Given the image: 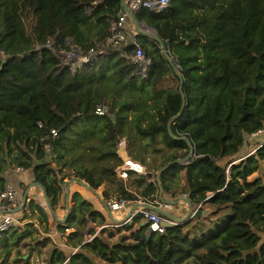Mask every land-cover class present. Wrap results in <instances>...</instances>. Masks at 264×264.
<instances>
[{
    "label": "trees",
    "instance_id": "trees-1",
    "mask_svg": "<svg viewBox=\"0 0 264 264\" xmlns=\"http://www.w3.org/2000/svg\"><path fill=\"white\" fill-rule=\"evenodd\" d=\"M123 4L0 0V192L9 185L7 171L21 168L46 189L47 209L31 200L27 211H37L41 223L51 216L77 249L67 253L43 239L33 250L48 248L46 264H96L92 256L107 264H264V145L242 155L264 129V0H171L162 13L134 12L157 31L170 59L152 37H140L139 47L107 43ZM74 48L81 57L99 54L83 64L74 58L76 68L68 57ZM138 50L152 60L144 76L132 62ZM103 100L111 104L107 117L95 113ZM51 130L60 133L47 151ZM175 138H187L194 155L162 173L164 198H188L212 210L209 217L147 238L140 215L112 231L106 226L113 222L81 193L71 191L67 202L73 179L94 194L108 184L106 194L119 201L159 194L158 173L190 155V145ZM124 139L146 175L118 178Z\"/></svg>",
    "mask_w": 264,
    "mask_h": 264
},
{
    "label": "crops",
    "instance_id": "crops-1",
    "mask_svg": "<svg viewBox=\"0 0 264 264\" xmlns=\"http://www.w3.org/2000/svg\"><path fill=\"white\" fill-rule=\"evenodd\" d=\"M132 0H130L131 3ZM134 2V0H133ZM133 2L128 5V7L131 10V6L133 4ZM145 25L147 28L145 30H143L144 33H139L142 25ZM126 28H127V32H128V41L125 44L126 45H131V46H137L139 47V38L140 37H148L151 38L147 35V33H150L151 31H155V29L149 27L145 22H137L136 20L134 21V19H128L127 23H126ZM153 39V38H152ZM74 53H79V49L78 48H74L73 49ZM169 53V52H168ZM69 57H73V56H69ZM170 57V54H169ZM170 59V58H168ZM139 73V72H138ZM141 74V73H139ZM146 74V73H142L141 75ZM144 76V75H143ZM263 138V137H261ZM255 146H253V149H255ZM252 149V151H253ZM118 152L120 154V157L122 158L124 164L119 167L121 168L120 170H128L129 172H135L138 173L139 175H141L140 173L144 172L146 173V169L145 167H143L141 164L133 161V159H131L129 152H128V140L124 139L119 145H118ZM113 162H112V166H113ZM134 167V169H133ZM117 168V169H119ZM113 169V168H112ZM116 169V172H117ZM6 176L10 179L9 185L12 186V188L18 190L20 192V195L22 193L21 190V185H25V188L28 190H30L29 192V197L27 200V207L26 210H23V205L20 208H13L12 209V214L15 215L16 212L18 211H22L23 212V218L19 219L21 224L19 227H17L15 230L3 235L0 237V263L8 260V262L10 264H26L27 261L30 260V264H46V260H47V251L48 248H42L41 253H38L37 251L34 252V248L35 245H37L38 243H40L41 241H43V239H47V238H52V241L56 244H62V236L59 234L60 236V240L61 243L59 241H56L54 239V237L51 234L52 228H48L47 229V225L48 227H51L50 222H53L54 220L52 219V217L50 216V221L49 223H41L38 218H39V213L37 211L35 212H28V204L31 200L36 201L37 204H40L42 207L47 209V202L45 200V196L42 192H39L37 188L35 187H31L32 184H34L30 174L25 171L24 169H16V170H9L7 171ZM119 178V175H117ZM86 183V182H85ZM183 185V183H182ZM112 188L111 186H109L108 184H104L98 191L97 193H91L90 191H87L86 189L82 188V187H72L73 192L77 191L79 193H81L87 200L91 201L93 203V205L95 206L96 210L100 213L103 214V212H101L99 210V207L104 205L105 206V211L107 212L106 208H110L108 201H116L117 198L115 196V194L111 191V193L108 195L106 194L108 192V189ZM19 195V196H20ZM33 195H35L36 197H32ZM107 195V197H106ZM38 199V202H37ZM167 201H172V199H166ZM178 200V199H176ZM129 205H127L126 207L120 209V210H112L111 209V215L114 218V221H123L125 222L126 220L130 219V216L133 215L136 211L139 210L140 207L136 208V210L133 212L134 208L137 207V203H133L132 201H129ZM167 206L166 209L169 213H171L172 215L176 216V217H185L187 214V206L180 202L175 206H169V205H165ZM72 207V206H71ZM48 211V210H47ZM184 211L185 215L184 216H180V213ZM49 213V211H48ZM109 215V213H107ZM63 216V214L59 213V217ZM105 216V215H104ZM18 218H20L19 216H17ZM110 218V216H109ZM108 219V218H107ZM59 220H64L63 219H59ZM56 222V221H55ZM110 223H112V219L110 218L109 220ZM108 222V223H109ZM54 223V222H53ZM114 223V222H113ZM115 225V224H112ZM102 229H98L97 233L100 232ZM59 233V232H58ZM77 250V249H76ZM74 250L70 247L67 248V253H71ZM6 255H8L7 259H6ZM92 258L94 259V261L96 262V264H107L106 262L102 261L101 259L92 256Z\"/></svg>",
    "mask_w": 264,
    "mask_h": 264
},
{
    "label": "built area",
    "instance_id": "built-area-1",
    "mask_svg": "<svg viewBox=\"0 0 264 264\" xmlns=\"http://www.w3.org/2000/svg\"><path fill=\"white\" fill-rule=\"evenodd\" d=\"M132 2L133 0L131 1V3ZM170 2L171 0H134L131 6V11L136 12L144 8H150L158 13H162L169 7ZM131 3H130V0H128L127 4L130 5ZM128 15H129L128 12L125 10V13L120 15L118 20H116L112 24L110 28V36L107 41V43L110 46L114 48H122L127 43L128 36H129L127 32V28H126ZM80 54L81 52L77 53L79 64H83V63L89 62L91 57L99 53L95 50H91L89 56L87 57H81ZM132 62L136 66L135 68L136 71H138L141 74L146 73L143 75H147V73L149 72V67L152 64V60L146 57L145 53L141 50H138L136 54L132 57ZM110 112H111V104L107 100H103L101 103H98L95 106V113L99 117H107L110 114ZM40 126H43V124L40 123ZM59 133H60V130H51L50 135L44 139V141L47 142V151H50L51 149L50 144L58 138ZM261 137H264V129L259 130L257 133L250 136L249 139L256 140ZM263 145H264V141L261 144L256 145L255 149H253V151H251L249 155H244L243 159L247 158V156L255 154L256 151ZM121 168L117 169L116 173L119 175L121 179L127 180L131 172H129L128 170H120ZM140 174L146 175V173L144 172ZM19 195L20 193L16 189L12 188V186L10 185H7L5 189L0 192V237L15 230L21 224L20 220L16 219L12 215V209L15 208L19 203ZM139 199L140 200L133 202V203H137L138 205H140V208L138 211H136L132 215L130 219L126 220L123 224H118L114 222L112 224H115V225L110 224L106 227H113V228L122 227L128 223H131L133 219L138 215L143 217L144 223L147 224L146 226L148 229L147 234H150V235L164 234L167 230L164 223H170V224L176 225L175 221L163 216L162 214L158 213L155 210L148 209V207L151 206L157 209H164L166 210L167 213H169L167 209L165 208L167 207L165 205H169V204L166 203L164 200H162L159 194L149 196L148 198H145V199H141V198ZM129 203L130 202L126 200L108 201L110 209L112 210H120L126 207L127 205H129ZM197 209L198 207L196 208V210ZM92 240H93L92 236L87 238V242H90ZM61 245L65 248H70L68 247L67 234L62 235ZM76 251L77 250H74V253Z\"/></svg>",
    "mask_w": 264,
    "mask_h": 264
},
{
    "label": "water",
    "instance_id": "water-1",
    "mask_svg": "<svg viewBox=\"0 0 264 264\" xmlns=\"http://www.w3.org/2000/svg\"><path fill=\"white\" fill-rule=\"evenodd\" d=\"M127 2H128V0H124V4H123V5H124L125 10L128 12L130 18L133 20V19H134V12H132V11L129 9ZM134 21H135V19H134ZM146 28H147V27L143 24L142 27H141V29H140V31H139V33H144L143 30H145ZM147 35H148L149 37H152L154 40L157 41V43L160 45V47H161V49H162V52H163L164 57H165V58H169V53H168V50H167V48H166V45L164 44V42H163V41L161 40V38L159 37L157 31H156V32H155V31H154V32L151 31L150 33H147ZM174 70L177 71V69H176L175 66H174ZM179 76H180V78H182L181 75H179ZM180 91H181V93H182V89H181ZM180 114H181V113H180ZM178 117H179V116H178ZM178 117H177V118H178ZM175 139H176V140H184L186 143H188V144L190 145V141H189L187 138H182V139H180V138H175ZM193 155H194V148L190 145V155H189L187 158H185V159H178V160L173 161V162L170 163L168 166H166L165 168H163V169L158 173V175H157V177H156V180H157V182L159 183V186H160V193H159L160 198H161L162 200H164L166 203H168L169 205H173V206L177 205V204L180 203V202L184 203V204L187 206V214H186V216L183 217V218H180V217H176V216H174V215H172V214H170V213H167L166 210H164V209H157V208H153V207H151V206L148 207V209L155 210V211H157L158 213L162 214L163 216H165V217H167V218H169V219L175 221L176 224H177V223H182V222L186 221L187 219H192V218H194V217H198V218H199V217H202V216H203V217L207 218V217H209L211 214H213V211L210 210V209H207V210H205V211H200V207L194 205V204H193L188 198H185V197L179 198V199L176 200V201H167V200L164 199L163 190L161 189V185H160V178H161L162 173H163L165 170H167L168 168H170L171 166H174V165H176V164H183V163H187V162H189L190 159L193 157ZM147 177H148L149 179H152L153 174H148ZM75 185H78V186H80V187L86 189L87 191H92V189H91V188H90V187H89L84 181H81V180H78V179H73V180H71V181L69 182V185H68V188H67V202H69V198H70V194H71L72 187L75 186ZM31 187H35V188H37V189L42 190V191H43V194H44V196H45V200H46V202H47V204H48L49 199H48V194H47L46 189H45L41 184H36V183L32 184ZM29 192H30V190H28V191L26 192V194H25V198H24V200H23V209H24L25 206L27 205V200H28V197H29ZM138 207H140V205H137V207L134 208L133 212H134V211L136 210V208H138ZM197 207H198V209L196 210ZM165 208H166V207H165ZM106 210H107V213H109V216H110V218L112 219V222H115V223H118V224H123V223H124L123 221H114V218H113L112 215H111V209H110V208H106ZM51 213H52L53 215H55L54 212H51ZM69 213H70V209H69L68 212H67V216L69 215ZM131 217H132V215L130 216V218H131ZM56 221H58V222H60V223H65L66 220H59V219H58V220H56ZM164 225L166 226V228H169L170 226H174L175 224L164 223ZM142 226H145V227H146L147 224H146V223H143ZM150 236H151V235L148 234V235H147V238H150ZM89 237H90V235H89V233H87V238H89Z\"/></svg>",
    "mask_w": 264,
    "mask_h": 264
},
{
    "label": "rangeland",
    "instance_id": "rangeland-1",
    "mask_svg": "<svg viewBox=\"0 0 264 264\" xmlns=\"http://www.w3.org/2000/svg\"><path fill=\"white\" fill-rule=\"evenodd\" d=\"M64 56L66 57V54H64ZM69 56H73L72 58L70 57L69 59H72V60H74V61H76V59H74V58H78L77 57V53H74V52H72V53H70L69 55H68V57ZM74 66L76 67L77 66V61H76V63L74 64ZM254 142H255V140H253V139H248V147H245L244 149H243V151H242V155H246L247 153H250L251 151H252V149H253V146H254ZM22 190V189H21ZM18 191V190H17ZM19 192V191H18ZM20 193V192H19ZM32 197H36L35 195H33ZM172 201H176V200H172ZM37 202H38V199H37ZM20 204V202L18 203V205H17V207L16 208H20L21 207V205H19ZM15 208V209H16ZM99 210L101 211V212H103V214L106 216V218H108V220H110V218H109V215L107 214V212L105 211V206L104 205H102V206H100L99 207ZM16 219H22L23 218V212L22 211H18V212H16L15 213V215L14 214H12ZM184 216L185 215V213H184V211H182L181 213H180V216ZM17 216H19L20 218H18ZM181 216V217H182ZM50 225H51V228H52V231H51V234H52V236L54 237V239L56 240V241H59L60 243H61V240H60V236H59V233H58V231H57V227H56V225L53 223V222H50ZM92 227V226H91ZM108 229H111L112 231H115L117 228H113V227H109ZM113 242H115L116 241V239H114V240H112Z\"/></svg>",
    "mask_w": 264,
    "mask_h": 264
}]
</instances>
